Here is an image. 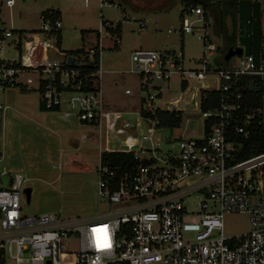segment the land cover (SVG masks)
<instances>
[{
  "label": "built area",
  "instance_id": "obj_1",
  "mask_svg": "<svg viewBox=\"0 0 264 264\" xmlns=\"http://www.w3.org/2000/svg\"><path fill=\"white\" fill-rule=\"evenodd\" d=\"M14 3L0 0V48L8 44L17 51L16 57L0 58V92L12 86L36 88L44 109L90 125L98 144L114 128L121 132L138 124L111 108L101 88V38L109 35L111 47L118 43L117 32L111 30L115 23L99 19L98 34L87 50H60L55 45L59 19L39 14L38 29L51 43L31 35L22 40L23 30L4 17V9ZM103 3L111 4L98 0L99 7ZM179 18L181 32L202 40L205 53L198 67L183 65L181 47H137L129 52L126 67L114 69L135 76L136 91L126 86L123 92L135 94L138 106L132 110L148 128L137 139L125 135L120 147L98 151V158L103 150L130 152L133 160L118 175L99 160L97 192L110 206L87 216L25 215L19 201L23 176L14 172L7 185L0 186V264H264V149L239 157L241 141L230 138L233 133L248 134L253 121L264 127V34L262 40L259 35L256 64L251 54L241 53L226 66H212L207 58L217 43L206 31L202 7L185 6ZM173 73L182 91L190 80L199 86L187 99L179 94L167 102L159 100ZM242 74L259 78L263 93L258 105H241L242 93L234 87ZM208 91H217L218 99L202 109ZM190 102L199 108L200 134L179 135L176 149H159L152 141L154 128L165 136L171 128L158 125L155 112L181 111ZM2 110L0 103V127ZM191 194L194 209L186 200ZM227 212L246 213L247 229L224 233Z\"/></svg>",
  "mask_w": 264,
  "mask_h": 264
},
{
  "label": "rangeland",
  "instance_id": "obj_2",
  "mask_svg": "<svg viewBox=\"0 0 264 264\" xmlns=\"http://www.w3.org/2000/svg\"><path fill=\"white\" fill-rule=\"evenodd\" d=\"M109 1V0H107ZM260 1V22H264V0ZM136 7L131 1L119 0L115 3H103L99 10L97 0H16L9 10L4 9V17L13 28L23 30L22 40L33 36L40 41L52 40L38 28L41 24L39 12L45 8L58 7L60 15V44L58 49L81 48L87 50L93 29L98 26V18L120 22L118 43L111 47V39L103 35L101 43V61L104 68H124L128 63L129 51L133 47L162 49L182 48L183 65L198 67L204 51L202 40L191 32L179 30L182 8L179 0H164L157 7ZM100 13L102 14L100 16ZM221 21L229 23L230 18L220 14ZM100 19V18H99ZM139 21L144 26L140 27ZM205 28L214 42L218 37L211 30V21L205 20ZM80 29L83 31L80 32ZM91 29V30H90ZM89 30V31H86ZM228 33L227 30L221 32ZM55 55H57L55 53ZM17 51L8 44L0 48V58L11 59ZM221 52L215 51L207 58L210 65L220 62ZM234 61V55L227 63ZM116 66V67H115ZM209 78H206V82ZM201 81V86H205ZM194 85V86H193ZM131 87L135 92L137 81L128 72L104 71L101 75V88L108 105L122 110V118H136L134 127H123L121 132L115 128L107 133L98 144L96 130L88 124L80 123L75 116L68 120L59 117L57 111L41 108L38 90L33 87L12 86L0 92V186L7 185L14 172H20L23 181L19 189L20 211L25 215L55 213L60 217L87 216L97 214L110 205L97 192L96 167L99 162L98 151L103 148L122 146L123 138L129 134L136 139L147 130L145 121L138 118L132 110L138 106L134 93L127 94L123 88ZM199 83H188L181 90L178 75L169 78V88L162 90L159 100H171L181 94L188 98ZM117 126H121L119 122ZM183 128V130H182ZM199 108L192 102L184 105L178 127H171L170 134L154 128L152 141L159 149H176L179 135H199ZM81 134L85 138L81 139ZM158 142V144H156ZM149 144L148 141L144 142ZM191 209L195 208V196L186 199ZM223 231L226 234L238 233L247 229L248 220L244 212H227L222 218Z\"/></svg>",
  "mask_w": 264,
  "mask_h": 264
},
{
  "label": "trees",
  "instance_id": "obj_3",
  "mask_svg": "<svg viewBox=\"0 0 264 264\" xmlns=\"http://www.w3.org/2000/svg\"><path fill=\"white\" fill-rule=\"evenodd\" d=\"M182 8L179 11L178 16L181 14V10L188 5L198 4L203 9L204 18L211 21V30L215 34L219 41L217 42L215 51L221 52V59L218 65L226 66L227 59H223V54L229 45L236 42V26H237V1L238 0H179ZM228 16L230 18L229 23H224L219 19L220 14ZM39 14H45L50 17L51 20L58 18V12L52 8H46L41 10ZM120 28V22L116 21L112 31H116ZM227 30L228 33L221 32ZM82 31V30H80ZM263 30L260 33V38H263ZM60 40L59 29L55 30V45L58 46ZM81 48L71 49L69 51L77 52ZM259 78L254 75L242 74L235 84V90L241 91V105H258L263 93V88ZM23 88V87H21ZM218 99L217 91L205 92V100L201 102L202 109L210 107L216 103ZM41 108H43L41 106ZM44 109V108H43ZM155 115L158 119V125L167 126L169 128L178 126L181 120L180 110H157ZM230 138L238 139L241 141L239 157H243L249 154H253L264 149V127L253 121L250 126L248 134L242 136L240 134H231ZM99 160L103 164H107L110 168H113L116 174H120L123 170L128 168L133 160L131 159L130 152L122 151H101L99 154Z\"/></svg>",
  "mask_w": 264,
  "mask_h": 264
},
{
  "label": "water",
  "instance_id": "obj_4",
  "mask_svg": "<svg viewBox=\"0 0 264 264\" xmlns=\"http://www.w3.org/2000/svg\"><path fill=\"white\" fill-rule=\"evenodd\" d=\"M260 35V1L238 0L237 1V26L236 42L229 45L223 59L234 54H251L253 63L258 60ZM131 122V118L128 119ZM168 130H165L167 133Z\"/></svg>",
  "mask_w": 264,
  "mask_h": 264
},
{
  "label": "crops",
  "instance_id": "obj_5",
  "mask_svg": "<svg viewBox=\"0 0 264 264\" xmlns=\"http://www.w3.org/2000/svg\"><path fill=\"white\" fill-rule=\"evenodd\" d=\"M16 1V0H15ZM88 1V0H87ZM115 1L116 2H118L119 0H109V2H111L112 4L113 3H115ZM128 1H131L132 2V5H134V6H136V7H150V6H155V4H157V0H128ZM158 5H157V7L158 6H160L161 4H163L164 3V0H158ZM97 5H98V0H97ZM12 7V6H11ZM101 7H102V5L99 7L98 6V8H99V10L101 9ZM49 8H52V7H49ZM46 9V8H45ZM52 9H55L57 12H58V19H60V15H61V11H60V9L58 8V7H55V8H52ZM8 10V9H7ZM102 14L100 13V16H101ZM100 18V20H102V21H104V22H113L112 20H109V19H106V18H102V16L101 17H99ZM99 18H98V23H99ZM140 22V21H139ZM97 28H98V26H97ZM97 28L96 29H93V36L90 38V45L94 42V40L96 39V36H97V34H98V31H97ZM80 30H82V29H80ZM91 30V29H90ZM83 31V30H82ZM86 31H89V30H86ZM81 32V31H80ZM59 35H60V33H59ZM59 44H60V40H59ZM59 44H58V48H59ZM137 47H140V46H137ZM137 47H133V48H137ZM132 48V49H133ZM131 49V50H132ZM60 50H66V51H69V50H71V49H60ZM130 50V51H131ZM129 51V52H130ZM116 67V66H115ZM104 68V67H103ZM105 69V71H112V72H115L114 71V69H116V68H114V67H109V68H104ZM126 87V86H125ZM104 98H105V96H104ZM105 101H106V99H105ZM107 102V101H106ZM108 103V102H107ZM109 104V103H108Z\"/></svg>",
  "mask_w": 264,
  "mask_h": 264
}]
</instances>
